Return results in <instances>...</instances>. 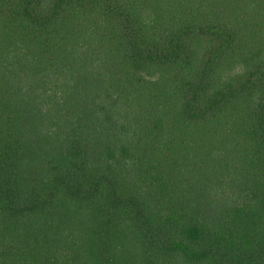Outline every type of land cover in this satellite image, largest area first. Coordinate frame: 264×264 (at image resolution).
Listing matches in <instances>:
<instances>
[{"label": "trees", "instance_id": "16d2710c", "mask_svg": "<svg viewBox=\"0 0 264 264\" xmlns=\"http://www.w3.org/2000/svg\"><path fill=\"white\" fill-rule=\"evenodd\" d=\"M0 264H264V0H0Z\"/></svg>", "mask_w": 264, "mask_h": 264}]
</instances>
